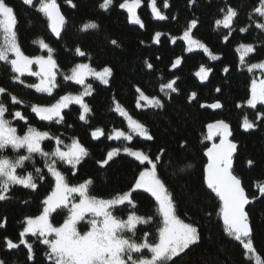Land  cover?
Listing matches in <instances>:
<instances>
[{"label": "trees", "instance_id": "1", "mask_svg": "<svg viewBox=\"0 0 264 264\" xmlns=\"http://www.w3.org/2000/svg\"><path fill=\"white\" fill-rule=\"evenodd\" d=\"M103 0H72V7L66 0H57L65 25L58 40L50 34L47 18L36 11L35 7L25 5L22 0H7L14 8L17 18L15 30L23 53L29 57L47 56L34 40L43 39L54 51L53 58L58 65L57 84L52 95L38 93L33 88L19 82H13L10 66L0 62V87L16 95L24 101L13 105L7 94L2 97L9 113L20 110L27 117L28 123L13 120L19 135H23L27 126L31 125L40 131H48L59 136L64 144H70L72 139L79 142L88 150L89 155L83 159L75 170L65 164H59V170L65 175L69 185H78L85 179L91 178L93 184L89 194L97 198L110 199L128 191L144 166L123 152L114 157L109 165L100 167L97 161L106 157L113 148L130 147L142 150L151 157L166 150L159 166L158 174L166 183L172 196L176 215L186 223L198 226L200 241L190 246L171 264H256L255 259H247L242 244L229 237L223 230V222L217 215L220 207L219 198L215 196L204 182V169L208 163L206 151L218 138L207 140V125L217 121H225L232 131V142L237 145L233 159V173L241 178L243 186L250 197L256 196L248 205L247 212L251 225V239L261 261H264V197L259 196L255 187L257 182L264 183V120H257V113H264V105L249 108L246 101L251 95L252 81L259 80V73L248 72L246 66H241L240 56L244 55L245 65L264 61V30L255 27V23H264V17L255 13L260 6V0H196L189 5V0H168L169 7H163V0H157V6L168 17L166 20L154 19L148 6L149 0H142L137 10L144 27L132 25L127 11L119 8L123 0H114L107 10L99 4ZM38 0H34L37 4ZM231 7L237 11L233 20L232 34L227 42L223 37L229 29L217 27L215 21L222 19L221 9ZM175 17V19H173ZM251 17V19H250ZM192 19L198 21L192 35L205 43L212 54L220 59L212 61L201 51L187 52L186 43L179 39L187 24ZM95 22L97 29L84 30L83 25ZM247 28V32H241ZM161 32L160 42L154 43L153 36ZM175 37L176 42L172 43ZM115 40L114 45L111 41ZM143 42V43H141ZM252 44L255 51L243 53L238 51L240 44ZM79 47L84 56L76 54ZM159 57V58H157ZM177 57H182V64L176 69L171 64ZM145 61L153 65L148 69ZM87 63L97 71L104 67L112 69L108 85L95 79L86 83L92 85L90 96L84 101L91 111L86 120L81 121L79 105L72 104L63 110L64 122L41 121L31 112V104L50 105L65 94H78L83 87L71 81H64L63 75L70 74L76 64ZM203 65L211 68L209 77L201 82L195 72ZM229 71L225 73L224 67ZM179 77L176 82L178 93H172L171 98L164 97L159 91L161 83ZM25 84H35L34 76L21 77ZM139 87L149 97L159 96L164 101L163 108H137ZM217 88L221 90L216 91ZM197 93L196 99L189 102V95ZM114 100L127 111L135 120L144 124L153 140H145L133 134L131 141L109 140L107 137L113 130L128 133V123L125 117L113 111ZM219 101L222 104L219 112H211L200 105ZM237 105H242L237 107ZM247 116L256 127L245 131L242 127L243 118ZM6 118L12 119L11 115ZM71 125V127H69ZM101 128L102 138L95 141L91 132ZM181 145H184L183 147ZM54 141L42 142L45 151H52ZM24 154L8 150L3 155L14 158ZM248 160L253 164L248 165ZM28 171L33 165L26 162ZM35 167L44 169V160L35 156ZM75 171V175H73ZM55 181L50 175L43 182H38V189L31 191L16 185L7 194L10 198L0 201V221L6 218V224L0 228V260L4 264H49L45 259L46 246L35 237L26 239L33 243L35 258L27 259V249L21 245L18 249H7L5 238L19 242V233L25 227L26 217L38 216L42 211L41 201L52 191ZM135 208L130 205L117 206L113 214L126 219L134 211L137 215L151 216L148 224L137 226V239L144 233H149L150 242L158 240V229L162 226V217L157 214V205L149 193L137 191L132 194ZM27 201V203H25ZM67 211L57 210L51 217L53 224L59 226L67 216ZM211 214V215H209ZM81 232L85 224L79 226ZM145 255H149L145 252Z\"/></svg>", "mask_w": 264, "mask_h": 264}, {"label": "snow or ice", "instance_id": "2", "mask_svg": "<svg viewBox=\"0 0 264 264\" xmlns=\"http://www.w3.org/2000/svg\"><path fill=\"white\" fill-rule=\"evenodd\" d=\"M22 2L30 7H35L36 11L42 13L49 22L51 32L59 38L62 28L65 24V17L61 14L57 0H38L34 4V0H22ZM68 4H72V0H66ZM196 0H189V5L195 4ZM114 0H103L99 4L101 9L107 10L112 6ZM142 0H123L118 6L120 9L127 11L128 19L131 23L144 27V23L137 13L141 7ZM148 6L154 19L166 20L168 17L158 8L157 0H149ZM163 7L168 8V0H163ZM255 13L264 17V0H260V6L257 7ZM224 13L222 19L215 21L216 26L229 29L223 40L227 42L232 34V24L237 16V11L231 7L221 9ZM175 19V17H173ZM251 19V17H250ZM17 18L14 8L7 3V0H0V62L10 66L11 72L15 73L11 77L13 82H19L26 87L35 89L38 93H46L52 95L53 90L58 87L57 71L58 65L53 58V49L43 40H34V44H38L42 50L47 51V56L29 57L23 53L20 48L15 26ZM198 21L192 19L188 22L183 34L179 39L186 42L187 52L194 50H202L204 54L212 61L220 59L219 56L212 54L209 47L195 39L192 30L197 27ZM255 27L264 30V23H255ZM95 22H88L83 25L84 30L97 29ZM241 32H247V28H241ZM161 32H156L153 36V42L159 43ZM175 37L172 43L176 42ZM116 44L115 40L111 41ZM143 43V42H141ZM238 51L243 53H252L255 48L252 44H240ZM76 54L84 56L85 53L79 47L76 48ZM159 58V57H157ZM241 66H246L248 72L260 70L264 74V61L245 65L244 55L240 56ZM148 69L153 65L145 61ZM182 64V57H177L171 64L172 69H176ZM36 65L38 71H33L32 66ZM211 68L201 65L199 70L195 72V76L201 82L206 81L209 77ZM223 71L227 73L229 68L224 67ZM35 76L39 78V82L35 84H25L21 77ZM112 75L110 67H104L97 71L87 63L76 64L71 69L70 74H64V81L74 82L76 85L83 87V91L78 94H65L59 97L55 103L50 105L31 104V112L41 121H48L60 124L64 122L63 110L69 105H79L81 112L79 119L86 120V115L91 111L89 105L85 103L84 97L92 94L93 88L90 83H86L88 77L100 81L104 85H108L109 77ZM179 77L159 85L160 93L164 97L171 98L172 93H178L176 82ZM221 89L217 88L219 92ZM136 92L139 93L137 108H141L140 101L144 102V106L149 108H163L164 101L161 97H149L137 87ZM7 94L13 105L22 104L24 101L16 95L11 94L4 87H0V201H5L10 197L7 195L12 186L20 185L25 189L36 191L38 182H43L46 175H50L54 181V187L42 201V211L38 216L26 217L25 227L19 233V242H13L10 238H5L7 249H18L23 245L27 249V259L34 260L35 253L33 250V241L30 243L26 237H35L41 244L46 246L45 259L49 264H171L173 258L178 257L190 246H194L200 241L198 226L194 223H186L176 215V206L172 196L170 195L166 183L158 174L159 166L166 150H160V153L154 157L149 156L142 150H133L130 147L113 148L109 150L106 157L97 161L100 167L109 165L114 157L120 155L121 152L127 156L133 157L144 168L139 172L134 183L129 187L128 191L110 199L97 198L89 194V187L93 184L91 178L85 179L78 185H69L65 175L59 170V164H65L75 170L85 157L89 155L88 150L73 138L70 144H64L59 136H54L48 131H40L31 125L27 126V130L23 135L17 134L16 127L13 126V120L28 123L27 117L20 110L9 113L7 105L3 102L2 97ZM197 93L192 92L188 100L189 102L196 99ZM264 104V78L253 80L251 83V95L246 101L249 108H256L257 104ZM212 109H220L222 104L216 101L211 104L200 105ZM242 105H237L241 107ZM120 116L125 117L128 122L129 132L122 130H113L108 135L109 140L131 141L133 134L142 137L145 140H153V136L149 134L144 124L133 119L127 111L114 100V108L112 109ZM11 115L12 119L6 118ZM257 120H264V113L256 114ZM71 127V125H69ZM242 127L245 131L253 129L256 124L250 121L247 116L243 118ZM207 140H213L219 136L220 142L213 143L207 148L206 156L208 163L204 169V182L209 190L219 198L220 207L217 213L222 219L223 230L229 237L239 241L246 252L247 259H255L256 264H264L260 257L256 255V250L251 239V225L246 206L253 202L256 196L250 197L241 178L233 173V154L237 145L228 137L231 135L230 126L225 121H217L207 125ZM104 135L101 128H96L91 132L93 139H99ZM46 140L54 141L52 151H45L42 142ZM182 147L184 145H181ZM11 148L14 152L20 153L24 150V154H18L14 158L3 155L4 150ZM39 155L44 160V169L35 167V156ZM26 162L33 165V170L28 171ZM248 165L253 164L252 160H248ZM18 169L21 170L18 172ZM75 175V171H73ZM255 187L259 191V196L264 197V183L257 182ZM143 190L154 198L157 205V214L162 217V226L158 229V240L150 242L149 233H144L142 237L137 239V226L148 224L152 221V217H144L137 215L134 211L130 212L126 219L117 217L113 214L117 206L125 204L135 208L132 194L137 190ZM27 203V201H25ZM67 210V216L63 223L59 226L53 224L51 216L57 210ZM211 215V214H209ZM87 223L88 230L81 233L78 230V224ZM6 224V218L0 221V228ZM147 252L149 255H145ZM0 264H4L0 260Z\"/></svg>", "mask_w": 264, "mask_h": 264}, {"label": "rangeland", "instance_id": "3", "mask_svg": "<svg viewBox=\"0 0 264 264\" xmlns=\"http://www.w3.org/2000/svg\"><path fill=\"white\" fill-rule=\"evenodd\" d=\"M186 43V42H185ZM194 51H201V50H199V49H197V50H194ZM32 68H33V71H38V67L36 66V65H33L32 66ZM256 73H259V80L260 79H262V78H264V74H262L261 73V71L260 70H254ZM35 77V76H34ZM36 79H37V83L39 82V78L38 77H35ZM110 78H111V76L109 77V81H110ZM89 79H94V78H92V77H88L87 78V80H89ZM87 80H86V82H87ZM259 80L257 81V82H259ZM98 81V80H97ZM100 82V81H99ZM74 83V82H73ZM109 84V83H108ZM140 103H141V105H142V107L140 108V109H145V108H149V107H147V106H144V102L143 101H140ZM257 105H260V103H258ZM261 105H264V104H261ZM71 105H69V107H70ZM127 120V119H126ZM128 123V122H127ZM17 134H18V132H17ZM19 135V134H18ZM135 135V134H134ZM216 138H218V136H216V137H214V139H216ZM8 150H11V151H13L11 148H8V149H6V150H4V152H6V151H8ZM21 151H24V150H21ZM3 152V153H4ZM125 154V153H124ZM126 155V154H125ZM133 158V157H132ZM134 159V158H133ZM143 166V165H142ZM21 170H19L18 169V172H20ZM20 186V185H19ZM137 191H143L142 189L141 190H137ZM136 191V192H137ZM66 210V209H65ZM67 211V210H66ZM54 214V213H53ZM52 214V215H53ZM52 217V216H51ZM81 224H85L86 225V229H84V231L83 232H85V231H87L88 230V225H87V223H85V222H81L80 224H78V230L80 231V229H79V226L81 225ZM81 232V231H80ZM83 232H81V233H83ZM182 254V253H181Z\"/></svg>", "mask_w": 264, "mask_h": 264}, {"label": "water", "instance_id": "4", "mask_svg": "<svg viewBox=\"0 0 264 264\" xmlns=\"http://www.w3.org/2000/svg\"><path fill=\"white\" fill-rule=\"evenodd\" d=\"M59 8H60V6H59ZM60 12H61V14L63 15V13H62V11H61V8H60ZM132 25H136V24H133V23H131ZM65 25V24H64ZM63 28H64V26H63ZM63 28H62V31H63ZM49 30H50V34L52 35V37L55 39V40H58L59 38H57L52 32H51V29L49 28ZM62 31H61V34H62ZM61 36V35H60ZM204 109H208V110H210L211 112H219L220 110H221V108L220 109H212V108H208V107H204ZM230 132H231V135L228 137V140H230L231 142H232V131H231V128H230ZM102 137H100L99 139H94L95 141H98V140H100ZM220 142V137H219V139H218V141L216 142V143H219ZM237 149V148H236ZM235 153H236V150H235V152H234V154H233V159H234V156H235ZM206 158H207V161H208V157L206 156ZM233 170V169H232ZM247 208H248V205L246 206V210H247Z\"/></svg>", "mask_w": 264, "mask_h": 264}]
</instances>
